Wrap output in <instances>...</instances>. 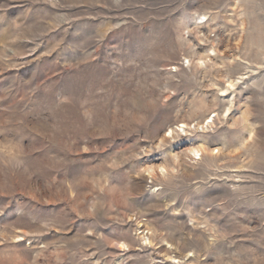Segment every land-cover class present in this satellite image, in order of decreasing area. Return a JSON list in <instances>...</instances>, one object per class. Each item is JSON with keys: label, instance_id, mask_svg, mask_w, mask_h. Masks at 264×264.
I'll use <instances>...</instances> for the list:
<instances>
[{"label": "rangeland", "instance_id": "1", "mask_svg": "<svg viewBox=\"0 0 264 264\" xmlns=\"http://www.w3.org/2000/svg\"><path fill=\"white\" fill-rule=\"evenodd\" d=\"M0 264H264V0H0Z\"/></svg>", "mask_w": 264, "mask_h": 264}, {"label": "bare ground", "instance_id": "2", "mask_svg": "<svg viewBox=\"0 0 264 264\" xmlns=\"http://www.w3.org/2000/svg\"><path fill=\"white\" fill-rule=\"evenodd\" d=\"M199 152H201L200 150L198 151V150H194L193 151V153L195 154V155H197V154H199Z\"/></svg>", "mask_w": 264, "mask_h": 264}]
</instances>
